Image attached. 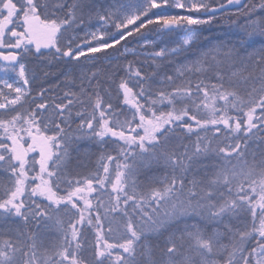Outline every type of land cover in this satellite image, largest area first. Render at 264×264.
<instances>
[{
	"label": "snow or ice",
	"instance_id": "snow-or-ice-1",
	"mask_svg": "<svg viewBox=\"0 0 264 264\" xmlns=\"http://www.w3.org/2000/svg\"><path fill=\"white\" fill-rule=\"evenodd\" d=\"M255 37L264 0H0V264H264Z\"/></svg>",
	"mask_w": 264,
	"mask_h": 264
},
{
	"label": "trees",
	"instance_id": "trees-1",
	"mask_svg": "<svg viewBox=\"0 0 264 264\" xmlns=\"http://www.w3.org/2000/svg\"><path fill=\"white\" fill-rule=\"evenodd\" d=\"M220 22H214L212 25H208V26L217 27L219 25V26H222L224 28L225 27L226 28L227 27L228 28H231L232 30L235 31V33L237 32L236 25L233 24L231 21H227V24H222L224 22L223 20H221ZM203 27H206V26H203ZM153 37H154V35L153 36H149L148 39H152ZM254 39H255L256 45H260L261 43H264V39H262L260 37H255ZM201 40H204L202 38V36H201ZM204 41H206V40H204ZM129 43L135 44L137 42L136 41H133L132 38H129ZM117 47H119V46H117ZM109 51H111V50H109ZM131 58L132 57L129 56V59H131ZM102 60H103V57H102ZM104 66H106V65H104ZM45 70H47L49 73H51V75H49L47 78H44L43 77V74L40 73L41 82H44L46 85L47 84H55V83H57L62 78V73L65 72V71H67V66L64 65V64H60V63H54L52 65L46 66ZM72 71L74 73L76 72L75 69H73ZM81 147H87V145H81Z\"/></svg>",
	"mask_w": 264,
	"mask_h": 264
},
{
	"label": "bare ground",
	"instance_id": "bare-ground-1",
	"mask_svg": "<svg viewBox=\"0 0 264 264\" xmlns=\"http://www.w3.org/2000/svg\"><path fill=\"white\" fill-rule=\"evenodd\" d=\"M102 3L105 5L111 4L112 0H102ZM222 24H227V22L224 21ZM201 36L207 42H211V43L215 44V43H219L222 41H228L230 39L234 40L235 39V31L232 30L231 28H228V27L224 28V27L219 26V25L217 27L206 26V27L202 28ZM204 40H201L200 43L206 42ZM256 46L259 47L260 45H256ZM71 70H73V69H71ZM67 71H69L68 67H67Z\"/></svg>",
	"mask_w": 264,
	"mask_h": 264
},
{
	"label": "rangeland",
	"instance_id": "rangeland-1",
	"mask_svg": "<svg viewBox=\"0 0 264 264\" xmlns=\"http://www.w3.org/2000/svg\"><path fill=\"white\" fill-rule=\"evenodd\" d=\"M107 5V4H106ZM182 34L180 33H176V34H172L170 36H167L165 37V39L161 42V43H166L168 44L169 46H172L174 45L178 40H180ZM156 37L152 38V39H155ZM201 45H211L213 43L211 42H201L200 43ZM136 46V43L135 44H132V43H129V47H134ZM1 75H3L2 73H0Z\"/></svg>",
	"mask_w": 264,
	"mask_h": 264
}]
</instances>
